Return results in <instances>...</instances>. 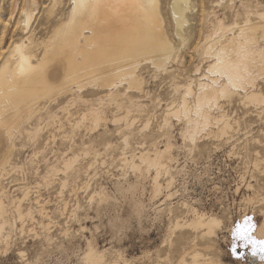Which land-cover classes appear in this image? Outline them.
I'll use <instances>...</instances> for the list:
<instances>
[{"label": "rangeland", "instance_id": "374dc122", "mask_svg": "<svg viewBox=\"0 0 264 264\" xmlns=\"http://www.w3.org/2000/svg\"><path fill=\"white\" fill-rule=\"evenodd\" d=\"M26 1L0 0V63L13 42L51 36L71 8V0H33L27 27L20 18ZM157 2L165 35L177 54L170 72L141 59L137 70L144 80L142 91L125 81L110 92L96 83H84L77 91L74 85L73 92L41 101L11 134L14 143L0 201L12 228L0 240V264H89L84 259L89 245L103 252L100 264H181L192 230L170 225L175 218L191 216L184 203L222 220L212 239L197 235V251L221 264H264L251 245L236 249L242 256L232 254L235 224L245 216L255 227L262 220L264 146L255 147L252 137L264 142V103L245 102L243 89L229 99L219 97L220 110L211 113H224L231 129L223 137L209 123L193 143L182 137L187 121L172 111L165 116L171 99L192 101L184 87L176 91L174 84L195 87L222 79L209 67L214 58L196 49L212 21L225 17L230 22L244 13L255 18L264 0H191L182 40L174 32L171 0ZM48 8L53 13L46 19ZM258 40L263 42L260 35ZM257 87L264 91V77L255 78ZM90 108L104 115L95 125L89 117L82 119ZM127 108L129 116L122 120ZM167 143L170 149L164 153L174 158L169 168L147 165L139 157L143 152L153 156ZM70 157L75 162L63 168ZM169 176L173 181L166 190ZM154 178L163 187L157 194Z\"/></svg>", "mask_w": 264, "mask_h": 264}, {"label": "bare ground", "instance_id": "6f19581e", "mask_svg": "<svg viewBox=\"0 0 264 264\" xmlns=\"http://www.w3.org/2000/svg\"><path fill=\"white\" fill-rule=\"evenodd\" d=\"M157 1L71 0L67 17L55 25L47 39L38 41V38L32 39L27 36L20 42H13L8 54L0 63V186L8 175L5 171L14 143L11 141V134L20 129L22 122L24 123L41 101L56 98V95L66 91L73 92L74 85L77 86L75 88L77 91L84 83H96L110 92L112 89L117 91L118 87L126 82L128 87L142 91L144 80L137 70L141 59L148 61L157 70L171 71V64L174 63L177 54L175 47L165 35ZM32 2L33 0H27L20 13L21 22L25 26L29 25L32 17L33 9L29 5ZM192 7L191 0L170 2L174 32L181 40ZM52 13L53 9L48 8L44 12V17L48 19ZM244 14L243 17L233 18L230 22L225 21V17H216L210 24L209 32L207 30L208 34L203 37L204 41L196 48L214 58L213 64L209 67H213L222 79H207L204 82H197L195 87L189 83L174 84L176 91L184 87L182 88L184 93L192 97L191 102H187L185 97H181V100L177 98L178 102L171 99L165 112V116L172 111L187 121L181 131L183 139L188 138L193 143L198 132L207 128L209 123L214 124V133L224 137L223 134L229 132L232 127L229 118L224 113L218 115L211 113L214 109L220 110L221 106L217 102L219 97L229 99L243 89L240 96L245 102L253 105L264 103V91L258 87L254 88L255 78L264 77V9L256 10L255 18H251L249 13ZM258 34L263 39L262 43L258 40ZM40 44L44 45L41 46L42 50ZM11 57H14L13 62L10 61ZM229 75L232 76L235 87L229 83ZM246 85L250 88H244ZM129 112L127 108L120 114L122 120L123 118L127 120ZM87 117L90 124L95 125L104 118V115L90 108L82 119ZM252 139L255 147L264 146V142L260 144L258 138ZM236 143L237 141L234 144ZM169 144L167 143L163 150L154 151L153 156L143 152L139 157L147 165H158L167 169L170 167L169 163L174 160L173 156L164 153L169 151ZM73 161L75 162L74 157L64 160L63 168L72 165ZM154 180L153 192L157 194L163 187L157 179ZM172 181L173 178L169 176L165 182L166 190ZM0 190H3V187ZM3 193L4 190L1 194ZM170 195L171 193H168L167 197ZM262 200L264 202V196ZM263 202L259 210L262 220L255 227L253 234L256 240H264ZM184 205L191 216L175 218L170 225L173 229L183 226L192 230V235L188 236H193L192 239L187 238V242H184L186 237L183 239L188 245L185 244V255L181 258V264H221L217 259L197 251L194 247L196 245L194 239L199 233L209 239L214 237L221 225V218L200 212L191 204ZM11 226L12 223L7 220L0 201V240L8 235ZM102 257L103 252L91 245L84 253V259L89 264H100Z\"/></svg>", "mask_w": 264, "mask_h": 264}, {"label": "snow or ice", "instance_id": "6c2138e0", "mask_svg": "<svg viewBox=\"0 0 264 264\" xmlns=\"http://www.w3.org/2000/svg\"><path fill=\"white\" fill-rule=\"evenodd\" d=\"M229 83L232 87L236 85L232 83V76L229 75ZM250 217L245 216L242 223H236L232 231V236L234 238L232 245V254L236 256H242L243 253H237L236 249L238 247H248L252 246L253 254L257 251L261 254V259L264 260V240H256L251 232L255 228V225L250 223Z\"/></svg>", "mask_w": 264, "mask_h": 264}]
</instances>
